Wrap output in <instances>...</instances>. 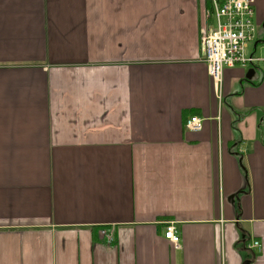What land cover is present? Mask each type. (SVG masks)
Listing matches in <instances>:
<instances>
[{"label":"crops","instance_id":"obj_1","mask_svg":"<svg viewBox=\"0 0 264 264\" xmlns=\"http://www.w3.org/2000/svg\"><path fill=\"white\" fill-rule=\"evenodd\" d=\"M208 5L0 0V264H264V63L217 95Z\"/></svg>","mask_w":264,"mask_h":264},{"label":"built area","instance_id":"obj_2","mask_svg":"<svg viewBox=\"0 0 264 264\" xmlns=\"http://www.w3.org/2000/svg\"><path fill=\"white\" fill-rule=\"evenodd\" d=\"M208 6L206 15L210 25L209 30L202 31L201 60L219 96L224 68L255 69L264 63V45L258 44L254 0H209ZM202 123V119L192 116L184 127L196 133L202 130ZM164 238L179 247L180 237L172 223L166 225ZM106 239L108 244L113 242L111 232ZM248 247L259 251L261 244L254 241Z\"/></svg>","mask_w":264,"mask_h":264},{"label":"water","instance_id":"obj_3","mask_svg":"<svg viewBox=\"0 0 264 264\" xmlns=\"http://www.w3.org/2000/svg\"><path fill=\"white\" fill-rule=\"evenodd\" d=\"M254 72H255V69L254 68L253 69H249L247 71L246 78H250Z\"/></svg>","mask_w":264,"mask_h":264},{"label":"trees","instance_id":"obj_4","mask_svg":"<svg viewBox=\"0 0 264 264\" xmlns=\"http://www.w3.org/2000/svg\"><path fill=\"white\" fill-rule=\"evenodd\" d=\"M208 7H209V6H208ZM250 263H251V261H248V260L245 261V264H250Z\"/></svg>","mask_w":264,"mask_h":264},{"label":"rangeland","instance_id":"obj_5","mask_svg":"<svg viewBox=\"0 0 264 264\" xmlns=\"http://www.w3.org/2000/svg\"><path fill=\"white\" fill-rule=\"evenodd\" d=\"M201 37H202V35H201ZM201 37H200V42H201Z\"/></svg>","mask_w":264,"mask_h":264}]
</instances>
